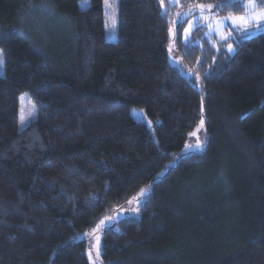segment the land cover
Instances as JSON below:
<instances>
[{
	"label": "trees",
	"instance_id": "16d2710c",
	"mask_svg": "<svg viewBox=\"0 0 264 264\" xmlns=\"http://www.w3.org/2000/svg\"><path fill=\"white\" fill-rule=\"evenodd\" d=\"M79 1L0 0V264H264V30L182 38L245 0Z\"/></svg>",
	"mask_w": 264,
	"mask_h": 264
},
{
	"label": "rangeland",
	"instance_id": "374dc122",
	"mask_svg": "<svg viewBox=\"0 0 264 264\" xmlns=\"http://www.w3.org/2000/svg\"><path fill=\"white\" fill-rule=\"evenodd\" d=\"M119 0H108L106 4L105 0L102 2V11L104 17V35L107 40H114L117 38L118 29V16H117V5ZM170 4L177 3L178 0H167ZM259 0H255L258 3ZM261 4H264V0H260ZM249 0H245V14L241 16H214L211 13H207L203 9L199 10L196 15L188 19L183 31L182 38L185 40L191 35V32L196 26L201 27L204 30L203 39L211 46L215 47L223 42H230L237 36L242 38H250L264 30V23H260L259 26L256 23H244L239 24L236 18L239 17H251L254 14H259L264 11V6L257 10L247 7ZM80 8H85L87 0H80L78 3ZM245 29H247L245 31ZM229 44L226 45V49L229 51ZM0 59L3 60L4 55L0 50ZM3 64L0 65V75L3 73ZM132 118L136 121L143 122L145 118L141 111L132 109L130 110ZM35 117V108L29 101L27 94H22L18 97V124L19 128L22 129L32 121ZM203 146L202 132L199 128L195 129L189 134L188 142L185 144L183 153L186 152H200ZM122 216V215H120Z\"/></svg>",
	"mask_w": 264,
	"mask_h": 264
},
{
	"label": "snow or ice",
	"instance_id": "6c2138e0",
	"mask_svg": "<svg viewBox=\"0 0 264 264\" xmlns=\"http://www.w3.org/2000/svg\"><path fill=\"white\" fill-rule=\"evenodd\" d=\"M106 4L108 3V0H105ZM209 7H211V5H209ZM247 7H250L252 9H255L257 7H259V5L255 2V0H249V4L247 5ZM201 8H203V6H201ZM239 24H244V23H256L258 26L260 23H264V11H262L259 14H254L251 19H249L248 17H239L236 18ZM247 29H245L246 31ZM229 51H233L232 47L229 46ZM3 64V60L0 59V65ZM203 124V121H201V126Z\"/></svg>",
	"mask_w": 264,
	"mask_h": 264
}]
</instances>
